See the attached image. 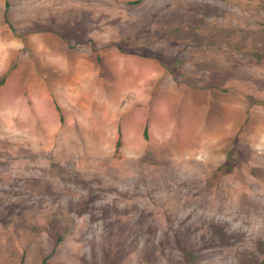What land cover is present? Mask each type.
Here are the masks:
<instances>
[{
  "label": "rangeland",
  "instance_id": "rangeland-1",
  "mask_svg": "<svg viewBox=\"0 0 264 264\" xmlns=\"http://www.w3.org/2000/svg\"><path fill=\"white\" fill-rule=\"evenodd\" d=\"M43 34L86 58L72 85L31 74ZM257 263L264 0H0V264Z\"/></svg>",
  "mask_w": 264,
  "mask_h": 264
},
{
  "label": "crops",
  "instance_id": "crops-1",
  "mask_svg": "<svg viewBox=\"0 0 264 264\" xmlns=\"http://www.w3.org/2000/svg\"><path fill=\"white\" fill-rule=\"evenodd\" d=\"M182 35V33H180ZM178 36V35H177ZM110 57V62L106 63V66L115 67V63L117 64L118 61H121L119 51H111L108 53ZM26 60H23L18 64V73L21 75L22 70L26 66ZM86 58L83 56L81 51H74L73 49L69 48L66 43L63 41H59L56 39L54 35H39L38 40L32 44V56H31V66L32 72L31 74L34 76H43V75H55L57 78L54 80L56 84H69L72 85L70 82L72 80L73 75L79 74V70H81L85 66ZM132 63L129 62L128 68L131 69L135 67L136 61L132 60ZM113 64V66H112ZM145 65V70L148 69L152 71V62L151 60H145L143 62ZM96 66V61L93 62V67ZM118 68H120V64H118ZM47 69V70H46ZM131 71V70H129ZM113 72V71H112ZM131 74V73H130ZM134 76V74H132ZM132 77V76H131ZM131 81V79H130ZM119 91V89H118ZM193 95L195 97H201L206 99L208 102L205 103V108L208 110L211 109L212 111V104L216 101L227 104V93H223L217 91L215 89L204 88L193 91ZM209 98L215 99L210 101ZM226 108V109H225ZM225 112L227 113L223 120L218 119V127L220 130L219 133H223L224 137L228 133V124L231 126L233 121V105H224ZM224 109H220L223 111ZM244 109V108H243ZM209 111V115L210 112ZM211 116H214L212 113ZM209 122V120H208ZM215 122V121H214ZM243 122V121H242ZM241 122V124H242ZM215 123V124H216ZM231 136H229L230 138Z\"/></svg>",
  "mask_w": 264,
  "mask_h": 264
},
{
  "label": "trees",
  "instance_id": "trees-1",
  "mask_svg": "<svg viewBox=\"0 0 264 264\" xmlns=\"http://www.w3.org/2000/svg\"><path fill=\"white\" fill-rule=\"evenodd\" d=\"M8 9H9V3L6 2V13L8 12ZM97 61L98 62L101 61V58L98 57L97 58ZM55 108H56V111L60 114V120L63 121V116L61 114L60 107L57 104H55ZM144 136H145V138H147V136H148V129H147V127L145 128ZM121 137H122V131H121V128H119V130H118V138H117V141L115 143V151H114V155L115 156H120V149H121V146H122V139H121ZM257 264H263V263H257Z\"/></svg>",
  "mask_w": 264,
  "mask_h": 264
},
{
  "label": "bare ground",
  "instance_id": "bare-ground-1",
  "mask_svg": "<svg viewBox=\"0 0 264 264\" xmlns=\"http://www.w3.org/2000/svg\"><path fill=\"white\" fill-rule=\"evenodd\" d=\"M9 89V88H8Z\"/></svg>",
  "mask_w": 264,
  "mask_h": 264
}]
</instances>
